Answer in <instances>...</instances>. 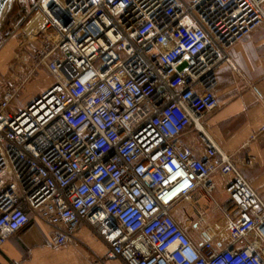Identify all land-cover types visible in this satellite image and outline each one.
Returning a JSON list of instances; mask_svg holds the SVG:
<instances>
[{
  "label": "built area",
  "instance_id": "1",
  "mask_svg": "<svg viewBox=\"0 0 264 264\" xmlns=\"http://www.w3.org/2000/svg\"><path fill=\"white\" fill-rule=\"evenodd\" d=\"M14 3L26 12L13 33L31 18L38 45L34 66L0 93V246L33 214L55 246L88 227L107 249L92 264H264V201L201 123L228 50L264 23V0ZM38 66L53 85L12 112ZM214 173L228 177V200L211 202L227 246L195 243L172 214L205 213L198 194L211 198Z\"/></svg>",
  "mask_w": 264,
  "mask_h": 264
},
{
  "label": "crops",
  "instance_id": "2",
  "mask_svg": "<svg viewBox=\"0 0 264 264\" xmlns=\"http://www.w3.org/2000/svg\"><path fill=\"white\" fill-rule=\"evenodd\" d=\"M228 58L229 62L217 69V108L207 112L201 123L264 201V23L233 45ZM185 140L195 148L198 158L205 157L194 134H188ZM212 181L215 188L211 198L198 194L207 207L205 213L194 215L178 204L172 214L195 243L210 239L227 246L230 239L226 221L220 212L212 210L211 202L223 204L228 200V177L214 173ZM75 237L73 244L55 246L51 228L31 214L29 224L0 246V264H90L91 260L104 259L106 246L88 227L81 226ZM243 245L244 242L238 243ZM107 264L122 263L114 260Z\"/></svg>",
  "mask_w": 264,
  "mask_h": 264
},
{
  "label": "rangeland",
  "instance_id": "3",
  "mask_svg": "<svg viewBox=\"0 0 264 264\" xmlns=\"http://www.w3.org/2000/svg\"><path fill=\"white\" fill-rule=\"evenodd\" d=\"M35 0H29L31 4ZM26 12V6L13 4L11 10L5 17L3 26L0 29V93L5 85L18 83L20 77L34 66L32 62L31 49L38 45L34 40L32 33L28 31L29 18L24 22L20 29L13 33L14 26L22 15ZM29 57V63H22L19 60L21 57ZM25 77V76H24ZM19 78V80H17ZM54 83L52 75L43 67L38 66L33 75L24 82L20 92H18L11 102L10 109L16 111L26 107L29 102L35 100L42 95ZM93 263L91 260L90 264Z\"/></svg>",
  "mask_w": 264,
  "mask_h": 264
},
{
  "label": "water",
  "instance_id": "4",
  "mask_svg": "<svg viewBox=\"0 0 264 264\" xmlns=\"http://www.w3.org/2000/svg\"><path fill=\"white\" fill-rule=\"evenodd\" d=\"M13 0H0V29L4 24L5 17L11 10Z\"/></svg>",
  "mask_w": 264,
  "mask_h": 264
},
{
  "label": "bare ground",
  "instance_id": "5",
  "mask_svg": "<svg viewBox=\"0 0 264 264\" xmlns=\"http://www.w3.org/2000/svg\"><path fill=\"white\" fill-rule=\"evenodd\" d=\"M199 126H201V125L199 124Z\"/></svg>",
  "mask_w": 264,
  "mask_h": 264
}]
</instances>
